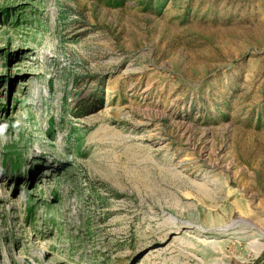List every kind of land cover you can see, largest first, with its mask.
<instances>
[{"label": "rangeland", "instance_id": "obj_1", "mask_svg": "<svg viewBox=\"0 0 264 264\" xmlns=\"http://www.w3.org/2000/svg\"><path fill=\"white\" fill-rule=\"evenodd\" d=\"M0 264H264V0H0Z\"/></svg>", "mask_w": 264, "mask_h": 264}, {"label": "bare ground", "instance_id": "obj_2", "mask_svg": "<svg viewBox=\"0 0 264 264\" xmlns=\"http://www.w3.org/2000/svg\"><path fill=\"white\" fill-rule=\"evenodd\" d=\"M11 205H15L14 203H11Z\"/></svg>", "mask_w": 264, "mask_h": 264}]
</instances>
